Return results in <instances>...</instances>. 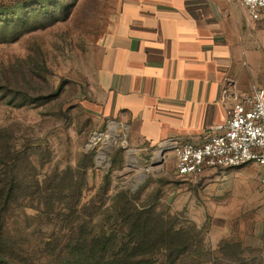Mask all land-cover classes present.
<instances>
[{"label": "rangeland", "instance_id": "rangeland-1", "mask_svg": "<svg viewBox=\"0 0 264 264\" xmlns=\"http://www.w3.org/2000/svg\"><path fill=\"white\" fill-rule=\"evenodd\" d=\"M2 1L11 13L0 15V158L10 161L0 176L18 185L0 212V264L71 261L84 227L91 237L120 229L121 192L195 228L177 264H264V192L240 180L242 167L179 177L171 150L127 160L122 126L105 144L112 124L100 125L84 100L117 0Z\"/></svg>", "mask_w": 264, "mask_h": 264}, {"label": "crops", "instance_id": "crops-1", "mask_svg": "<svg viewBox=\"0 0 264 264\" xmlns=\"http://www.w3.org/2000/svg\"><path fill=\"white\" fill-rule=\"evenodd\" d=\"M256 88L264 11L253 18L242 0H117L84 102L100 125L122 126L127 160H161L169 145L221 131L234 96ZM240 167V180L259 186L263 167Z\"/></svg>", "mask_w": 264, "mask_h": 264}, {"label": "trees", "instance_id": "trees-1", "mask_svg": "<svg viewBox=\"0 0 264 264\" xmlns=\"http://www.w3.org/2000/svg\"><path fill=\"white\" fill-rule=\"evenodd\" d=\"M10 13V5L1 0L0 15ZM8 161L10 158L6 156L0 158V164ZM16 182L15 176L8 172L0 176V212L14 199ZM121 193L124 202L115 217L120 229L109 228L91 237V230L84 227L85 241L73 246L71 253L75 251V256L64 264H177L190 256L197 236L195 228L176 224L170 216L156 213L150 207L141 208L127 192ZM192 261L190 264H204L198 258Z\"/></svg>", "mask_w": 264, "mask_h": 264}, {"label": "built area", "instance_id": "built-area-1", "mask_svg": "<svg viewBox=\"0 0 264 264\" xmlns=\"http://www.w3.org/2000/svg\"><path fill=\"white\" fill-rule=\"evenodd\" d=\"M242 4L253 18L264 11V0H242ZM234 99L221 131L200 143L176 142L167 147L174 152L177 176H199L208 170L248 163L261 165L264 170V88ZM259 186L264 192V172Z\"/></svg>", "mask_w": 264, "mask_h": 264}, {"label": "bare ground", "instance_id": "bare-ground-1", "mask_svg": "<svg viewBox=\"0 0 264 264\" xmlns=\"http://www.w3.org/2000/svg\"><path fill=\"white\" fill-rule=\"evenodd\" d=\"M119 128H118V125L117 124H113L112 125V131H113V133L112 134H106V142H105V144L106 145H108V147L110 146V142L111 141H113V140H116V136L115 135H113V134H115V133H117V130H118ZM114 131H115V133H114ZM102 135H104V134H101V136ZM94 140H93V143H95V142H97L98 141V137L97 136H94V138H93ZM106 151V150H105ZM105 151H103L102 150V152H105Z\"/></svg>", "mask_w": 264, "mask_h": 264}]
</instances>
